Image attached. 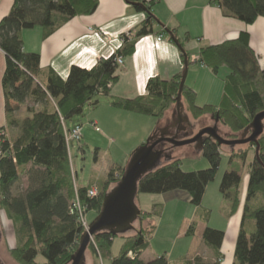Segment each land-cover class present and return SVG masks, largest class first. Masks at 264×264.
Wrapping results in <instances>:
<instances>
[{"label": "trees", "instance_id": "16d2710c", "mask_svg": "<svg viewBox=\"0 0 264 264\" xmlns=\"http://www.w3.org/2000/svg\"><path fill=\"white\" fill-rule=\"evenodd\" d=\"M126 1L130 5L135 3L137 6H132L138 12H144L146 7L149 10L146 20L131 32L133 37H123L122 47L110 59L99 61L90 70L73 66L66 80L52 69L43 72L40 54L24 51L22 33L39 27L47 38L76 17L93 15L99 7L98 0H15L9 15L0 22V50L6 56L2 86L7 122L10 128L20 130L14 142L0 136L3 154L0 157V203L16 227L17 245L10 256L17 264H42L38 262L40 256L44 264H69L85 233L78 213L71 214L72 202L78 197L86 213L99 214L105 196L125 172L126 166L114 163L102 180L79 186L66 142L68 123L82 116L87 105L97 107L100 97H110L113 108L148 116L158 123L176 104L183 73L169 81L151 78L144 96L135 99L111 97L119 81L115 75L119 68L117 58L133 55L137 42L153 35L157 25L162 26L152 13L154 2ZM213 3L225 16L246 25L264 18V0H213ZM198 63L215 73L227 69L228 75L224 79L223 98L217 106H199L197 92L185 85L182 101L188 113L198 120L211 116L215 121L218 117L219 123L233 133H243L254 118L264 112V69L251 47L250 35L243 32L234 41L203 48ZM43 73L45 83L40 80ZM24 105H27L29 116L19 119L17 115ZM258 142L259 149L255 143L246 144V148L243 145L235 147L220 185L223 202L231 204L230 215L233 216L241 203L242 170L248 166V188L233 264H264V133ZM197 151L207 159L208 168L184 171L182 159L172 155L139 181L137 197L181 191L189 195L193 206L203 209L207 188L219 173L223 147L207 138L202 150ZM95 154L98 161V149ZM25 174L29 183L26 192L13 195L14 184ZM94 187L97 196L90 197L89 191ZM163 210L162 205H154L149 212H143L139 228L135 226V230L126 235L97 233L89 245L92 255L102 260L110 258L114 242L121 238L124 245L111 264H171L166 254L149 262L140 259L155 232V226L148 229L144 221L160 217ZM204 212L207 213L204 221H208L211 211ZM196 226H191V236L196 235ZM202 238L218 253L225 233L206 228ZM188 264L202 263L197 258Z\"/></svg>", "mask_w": 264, "mask_h": 264}, {"label": "crops", "instance_id": "0c3cea01", "mask_svg": "<svg viewBox=\"0 0 264 264\" xmlns=\"http://www.w3.org/2000/svg\"><path fill=\"white\" fill-rule=\"evenodd\" d=\"M98 1L99 7L93 15L76 17L47 38L44 37L45 31L39 27L22 33L24 51L40 54L43 72L52 69L66 80L73 66L92 69L99 61L108 60L115 55L122 46V38L133 32L146 20V13L136 11L126 0ZM146 1L154 2L152 13L164 28L157 25L155 33L141 38L136 44L134 54L124 58L123 65L116 70L115 75L119 77V81L113 87L111 97L135 99L144 96L147 94V84L151 78L160 77L169 81L184 72L183 54L167 35L165 29L173 32L190 58L192 65L189 66L186 85L197 92V104L199 106H217L220 104L224 94V79L228 75L227 69H221L215 73L198 63L197 59L200 57V51L203 48L234 41L243 32L248 33L251 39V47L259 56L260 66L264 69L263 17H260L253 25H246L235 18L225 16L223 10L214 4L213 0ZM14 4L15 0H0V22L9 15ZM158 38H162V40L158 41ZM5 70L6 56L0 50V130L9 137L10 127L7 122L2 86ZM40 79L42 82H46L44 73ZM203 94L207 97H200ZM109 105L110 101L102 103L100 107L93 110L90 118L91 126L95 129V127L100 128L99 125H101L109 134L133 138V146L129 149L130 151L135 152L157 131L159 123L156 119L116 109ZM185 107L187 106L184 103ZM184 111V115L189 117L186 110ZM177 115L176 109L173 108L162 121L174 123ZM113 125L119 129L124 128L125 133L115 131ZM133 126L136 127L127 131V128ZM99 132H101V128ZM133 153L126 156L125 166L129 163ZM72 166L74 170V164ZM75 173L78 176V173ZM94 180L93 178V182ZM248 181L249 168L247 166L243 171L240 207L233 216L230 215L231 204L229 202L224 204L223 197L220 199L216 195V188L214 190L209 186L203 202V209L211 211L208 221H204L207 213L203 209L193 206L189 195L185 192L176 191L164 195H152V207L162 205L164 210L160 217L144 221V226L148 229L155 226V232L140 259L149 262L166 254L171 264H179L180 262L188 264L197 258L201 260L202 264H214L217 261H220V264H233L236 240L243 220ZM212 191L213 193L215 191L216 203L208 200L209 192ZM169 196L172 198H167ZM175 206L188 209L183 215L175 212V218L180 219L176 223V228L171 226L173 220L171 207ZM89 215L91 219L97 217L96 212H90ZM164 215H168L169 225H166ZM193 224H197L195 236H191L189 233ZM206 228L225 233L223 245L218 253L213 248L208 247L202 238ZM175 234H177V238L182 239L183 243L177 251L178 255L173 257L163 246L170 242ZM115 242L111 257L104 259V264H111L112 258L120 254L124 241L122 240L119 245H116ZM89 257L87 255L86 264H99L100 258L93 255Z\"/></svg>", "mask_w": 264, "mask_h": 264}, {"label": "rangeland", "instance_id": "374dc122", "mask_svg": "<svg viewBox=\"0 0 264 264\" xmlns=\"http://www.w3.org/2000/svg\"><path fill=\"white\" fill-rule=\"evenodd\" d=\"M94 31V30H93ZM133 37L131 33H129ZM108 39V38H106ZM42 81V79H40ZM188 81V77H187ZM200 97L206 98L207 95H200ZM110 98V97H109ZM107 97H100L99 102L100 104L97 107H100L102 103H107L111 99ZM201 100V98H199ZM184 104V101H182ZM33 106L32 103H29ZM112 107L111 105H109ZM96 107H93L91 105H87L85 107L84 113L82 116L75 118L72 122L68 123V127L71 128L74 125H78L82 127L83 130V138L80 143L74 144L73 148L70 151L71 156V163L74 164V172L78 173V176L76 178L77 183L79 186H88L90 183L93 182V178L95 179L94 182L98 180H102L104 176L107 174V172L110 170L112 165L114 163L119 165H126L127 158L126 156H129L132 151L131 147L133 146V138L131 137H120L116 134H109L104 127L101 125V132L99 127H95V129L91 126L90 118L91 113H93V110ZM173 108L176 109V104L173 106ZM186 113L189 115V119L191 122V125H193V135H197L202 129L207 127H213L216 122L212 119L211 116L203 117L202 119H194L189 113L188 108L185 107ZM185 112V111H184ZM29 116V113L27 112V105H24L21 108V112L17 115L19 119H23L25 117ZM165 120V118H164ZM163 120V121H164ZM117 121V120H115ZM161 121L159 125L157 126L158 129L154 133L157 137L160 132V130L166 126H168L167 122ZM158 123V122H157ZM218 130L220 132L221 137L227 140H238L241 139L242 134L244 133H233L230 128L222 125L221 123L217 124ZM136 126H133L132 128H127V131L129 129H134ZM113 128L115 131L119 133H125L124 128L119 129L115 125H113ZM99 129V131H97ZM0 136L5 137L8 141L14 142L16 138L20 134L19 129H11L9 132V137L7 134L4 135V133L0 130ZM4 135V136H3ZM150 137V136H149ZM148 137V138H149ZM165 137V135H161L159 140H162ZM147 138V139H148ZM147 141V140H146ZM223 152H222V161L221 166L219 169V173L215 179L214 182H212L209 186L210 188H216V195L218 198H222V194L220 192V185L222 182V179L227 172V170L230 167V155L235 151V147L232 148L230 146H222ZM244 148L247 147V145H243ZM242 147V148H243ZM99 150L98 154V161H96V150ZM128 150V151H126ZM174 157L182 159V168L184 171L190 172V171H199L204 170L208 168L209 163L207 159L203 156L201 152H198L195 148V145H189L184 147H177L172 149ZM165 151V150H164ZM233 151V152H232ZM252 158V157H251ZM235 161V159L233 160ZM235 164V162H234ZM73 167V166H72ZM247 167V166H246ZM243 175V170H242ZM97 177V178H96ZM98 179V180H97ZM28 176L27 174L22 175L21 179L14 184L12 188V194L13 195H19L22 193H25L28 188ZM208 186V187H209ZM215 193V191H214ZM212 192H209L208 200L213 201L216 203L215 194ZM1 194H0V202H1ZM152 195H145L140 194L136 199V204L143 212H149L152 208ZM172 198V197H167ZM224 201V199H223ZM173 209V220L171 222V226L176 228V223L180 221V219L175 218V212L178 214H185L187 212V208L175 206L171 207ZM170 208V209H171ZM89 227L91 223L96 219H91L90 212L85 213ZM98 216V213H96ZM163 215V213H162ZM166 217V218H165ZM164 220L166 225L170 224V219L168 218V215H164ZM137 228H139V223L137 222L135 224ZM165 226V223L163 225V228ZM13 222L7 217L5 213V209L2 207L0 203V233H1V240H0V258L2 261V264H17L10 256V251L13 250V248L17 245V236L15 234V229ZM85 229V228H84ZM163 230V229H162ZM87 231V230H85ZM178 234V233H177ZM177 234H175L170 242H167L163 247H165L166 251L168 253H171V256L176 257L178 255L179 247L181 246L182 239L177 238ZM200 240V239H198ZM122 240L121 238H117L115 244L119 245L121 244ZM199 242V241H197ZM92 255L90 249L87 251L86 258ZM90 258V257H89ZM103 261V260H102ZM38 262L44 264L45 260L43 257L38 258ZM178 263V262H176ZM101 264V262H99ZM104 264V262L102 263ZM179 264H182L181 262Z\"/></svg>", "mask_w": 264, "mask_h": 264}, {"label": "water", "instance_id": "95a60500", "mask_svg": "<svg viewBox=\"0 0 264 264\" xmlns=\"http://www.w3.org/2000/svg\"><path fill=\"white\" fill-rule=\"evenodd\" d=\"M132 5L137 6L135 3ZM144 12L149 14V10L146 7H144ZM165 30L170 39L181 50L184 57L185 69L182 75L179 95L176 99V112L180 118H183L189 123V126L192 127L189 117L184 115L185 108L182 103L183 91L189 73V59L187 53L173 32L168 29ZM215 122L216 124L213 127L204 128L194 137H190L189 135L184 139L170 136L157 141L155 140L157 138L154 134L156 132L155 131L144 145L136 149L125 168V172L121 177V180L105 196L101 212L91 223L89 229L82 235L79 248L71 257L69 264H86V254L89 249V245L97 233L108 232L113 236H119L126 235L135 230V224L143 217V212L136 204L138 183L147 173L153 171L162 160L172 158V148L174 149L177 147L195 145L196 150H202L205 139L210 138L217 142L219 146L225 145L234 148L239 145L255 143L259 149L258 140L264 133V112L258 114L254 118L250 126L242 134L241 139L238 140H227L221 137L217 126L219 123L218 117ZM166 142L171 144L173 147L165 151L157 148L160 143ZM258 149L256 152L257 155ZM0 264H2L1 258Z\"/></svg>", "mask_w": 264, "mask_h": 264}, {"label": "built area", "instance_id": "2783aa9c", "mask_svg": "<svg viewBox=\"0 0 264 264\" xmlns=\"http://www.w3.org/2000/svg\"><path fill=\"white\" fill-rule=\"evenodd\" d=\"M126 36L127 37H131V35H129V34H127ZM161 40H162V38H158V41H161ZM123 43H124V38H122V45H123ZM199 59H200V57L197 60H199ZM116 62L118 64V66L121 67L123 65V63H124V58L118 57ZM97 131H99V129H97ZM65 136H66V142H67V145H68V150H69V153H70V151L73 148L74 144L80 143L82 138H83L82 127L77 125V126H74L72 128H69V127L66 126V128H65ZM1 156H3V154L0 152V157ZM89 196L90 197L97 196V189L95 187L92 188V190L89 191ZM70 211H71L72 215L78 213L79 219H80L83 227L85 228V230H88L89 229V223H88V220H87V217H86V214H85L86 212L83 209V207L81 206V203H80L78 197H76V199L72 202ZM102 263L103 262L101 261V264Z\"/></svg>", "mask_w": 264, "mask_h": 264}, {"label": "flooded vegetation", "instance_id": "af4514ba", "mask_svg": "<svg viewBox=\"0 0 264 264\" xmlns=\"http://www.w3.org/2000/svg\"><path fill=\"white\" fill-rule=\"evenodd\" d=\"M161 135H165V137H178L180 139L187 138V136L190 135V137L193 135L192 127L189 126V123L186 122L183 118H180L177 115V119H175L174 123H168V126L162 128L158 134V137L155 140H159ZM173 146L169 143H160L158 145V149L160 150H169ZM173 149V148H172ZM171 149V150H172ZM0 240H1V233H0Z\"/></svg>", "mask_w": 264, "mask_h": 264}]
</instances>
